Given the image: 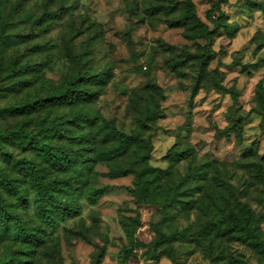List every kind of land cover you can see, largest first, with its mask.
<instances>
[{"label": "rangeland", "instance_id": "374dc122", "mask_svg": "<svg viewBox=\"0 0 264 264\" xmlns=\"http://www.w3.org/2000/svg\"><path fill=\"white\" fill-rule=\"evenodd\" d=\"M255 1L261 0H192L197 17L208 29L218 27L221 15L233 26L232 36L218 27L207 41L189 39L182 27L170 24L182 13L185 0H0V59L29 69L13 78H0V106L60 89L76 71L104 74L92 85V101L55 104L31 115L0 114V128L32 129L38 119L50 121L56 115L67 121L85 107L97 121L111 120L125 132L148 137L149 163L170 171L166 187H177L176 194L182 198L188 196L186 172L205 161L215 162L225 207L238 210L248 205L259 216L257 225L264 234L260 217L264 188L251 184L248 158H240L243 147L253 140L257 154L264 155V119L257 112L256 94L259 82L264 87V12L254 6ZM208 53V70L224 90L208 87L207 82L191 98L198 59ZM19 77L28 82L9 88ZM230 87L236 89V99L228 92ZM132 90L140 92L137 102L155 111L152 120H139L131 110ZM231 108L245 115L240 140L232 131L228 136L222 132ZM81 125L65 124L56 142L71 152L84 150L82 144L95 146L90 135L80 143L72 140L92 128L82 121ZM96 139L98 146L103 145ZM8 149L44 167L46 177L70 178L73 183L69 197L75 199L77 211L53 229L44 226L30 264H264L249 246L203 225L205 216L199 209L181 205L163 209L162 204L138 201L132 192L133 175L110 176V165L97 160L93 151H86L89 167L77 163L75 169L62 171L45 166L29 150L11 144ZM175 150L181 152L177 160L169 157ZM3 164L11 175H19ZM214 173L209 166L206 177L211 179ZM94 188L103 189L95 200L91 198ZM259 194L263 205L257 203ZM190 196L198 198L200 193ZM28 197L32 203L33 190L28 189ZM62 197L68 198V193ZM33 214L30 206L26 215L35 218ZM121 219H138L137 236L147 243L127 262L122 248L129 243L130 225ZM8 238V232L0 233V256L10 247Z\"/></svg>", "mask_w": 264, "mask_h": 264}, {"label": "trees", "instance_id": "16d2710c", "mask_svg": "<svg viewBox=\"0 0 264 264\" xmlns=\"http://www.w3.org/2000/svg\"><path fill=\"white\" fill-rule=\"evenodd\" d=\"M172 3L170 2L169 5ZM254 6L264 12V0L255 1ZM217 26L227 30L229 35L234 34L233 26L227 23L223 16L216 20ZM170 24L175 27H182L189 39H204L210 41L216 29L208 27L197 17L192 0H185L184 9L178 18L170 20ZM1 39V35H0ZM202 56L198 59V77L193 85L191 98L198 90L208 87L224 90L217 77L208 70V59ZM175 68L178 65H174ZM243 70H247L246 65H241ZM26 65H16L15 62L4 63L0 59V78H13L17 75L28 73ZM104 74L91 70L76 71L65 81L63 87L45 93L43 96L32 95L21 102L0 106V114L11 115L26 114L55 104L67 103L77 105L83 102L92 101L95 96L93 84L101 81ZM210 77V78H209ZM25 78L19 77L16 84H10L9 88L15 89L18 85L26 84ZM228 92L236 99V89L230 87ZM138 90L129 93L131 110L135 112L138 119L150 121L153 119L155 111L148 105H141L138 101ZM257 112L264 119V87L261 82L257 85ZM139 119V120H140ZM245 115L235 112L231 108L228 115L229 124L222 132L229 135L232 131L235 137L240 140L242 136V121ZM81 121L90 124L92 127L88 133H82L72 137L80 143L81 138L91 136L95 139V146L82 144L85 149L69 151L55 139L61 137V128L65 124L73 123L81 125ZM100 139L103 145L97 144ZM8 144L23 150H29L40 156L45 162V166L61 168L66 171L69 168H76V164L89 167V157L86 151L94 152L97 160L107 162L110 176L133 175V194L138 201L143 203L166 207L181 205L186 209H199L205 216L203 225L212 226L223 236H227L233 241L249 246L260 258L264 259V234L257 225L258 215L248 205L243 204L236 208H226L223 203L224 192L217 186L218 166L213 161H205L200 167L196 166L186 172L188 183L185 182V189L188 196L182 198L176 194L177 187L169 186L171 176L170 171L154 167L149 163L151 146L148 137H141L137 133H128L119 129L111 120L97 119L88 115L83 107L81 111H75L70 118L65 121L61 116H54L50 121L46 117L38 119L32 129L25 128H0V233L8 232L10 247L6 249L4 255L0 256V264H30L36 246L43 238L41 232L45 227L53 229L55 224L72 217L77 211L74 198L69 197L73 183L70 178L46 177L44 167L38 165L31 158L17 157L8 149ZM257 142L253 140L249 145L244 146L240 155L241 159L248 158V173L251 184L260 185L264 188V155H258ZM171 159H176L181 155L179 150L169 153ZM121 162V166L113 167L115 163ZM9 164L12 169L17 170L19 175L13 176L5 169ZM209 166L215 168L212 178H207L206 173ZM194 174V175H192ZM205 180V182H204ZM28 189L33 190L34 200L29 201ZM68 193V198H63V192ZM200 193L198 198L190 195ZM102 188H94L91 198L95 200L102 195ZM258 205H263V196H257ZM32 206L35 218L26 215V210ZM264 219V215L260 216ZM124 225H130V239L127 246L122 248L123 262L130 258H136L137 251L147 245L137 236V220L121 219ZM223 225V226H222ZM184 236V231L180 232Z\"/></svg>", "mask_w": 264, "mask_h": 264}]
</instances>
